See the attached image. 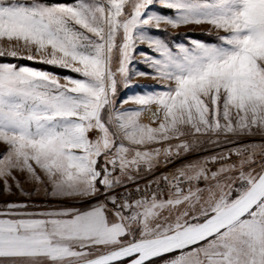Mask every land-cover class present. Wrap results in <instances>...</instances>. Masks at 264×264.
<instances>
[{
    "label": "snow or ice",
    "instance_id": "obj_1",
    "mask_svg": "<svg viewBox=\"0 0 264 264\" xmlns=\"http://www.w3.org/2000/svg\"><path fill=\"white\" fill-rule=\"evenodd\" d=\"M0 264H264V0H0Z\"/></svg>",
    "mask_w": 264,
    "mask_h": 264
},
{
    "label": "rangeland",
    "instance_id": "obj_2",
    "mask_svg": "<svg viewBox=\"0 0 264 264\" xmlns=\"http://www.w3.org/2000/svg\"><path fill=\"white\" fill-rule=\"evenodd\" d=\"M169 31L171 32H180V33H190L192 38H199V39H204V40H212L213 37L206 35L205 33L207 32V26H186V27H181L178 30H173V29H169ZM49 70H53V69H49ZM59 71L61 73H63L65 70H56ZM134 83H139V84H145V83H152V81L147 80L145 78H141V77H135L134 78ZM147 119V118H145Z\"/></svg>",
    "mask_w": 264,
    "mask_h": 264
}]
</instances>
